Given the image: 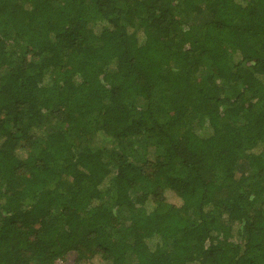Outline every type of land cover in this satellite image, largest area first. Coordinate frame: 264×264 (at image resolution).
<instances>
[{
	"label": "trees",
	"instance_id": "1",
	"mask_svg": "<svg viewBox=\"0 0 264 264\" xmlns=\"http://www.w3.org/2000/svg\"><path fill=\"white\" fill-rule=\"evenodd\" d=\"M71 253L264 264V0H0V264Z\"/></svg>",
	"mask_w": 264,
	"mask_h": 264
},
{
	"label": "rangeland",
	"instance_id": "2",
	"mask_svg": "<svg viewBox=\"0 0 264 264\" xmlns=\"http://www.w3.org/2000/svg\"><path fill=\"white\" fill-rule=\"evenodd\" d=\"M169 200L174 201V198L170 196ZM58 264H74V255L72 253L69 254L65 262L59 261Z\"/></svg>",
	"mask_w": 264,
	"mask_h": 264
}]
</instances>
